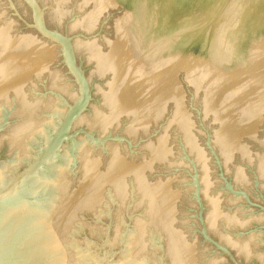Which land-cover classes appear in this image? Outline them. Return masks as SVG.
Here are the masks:
<instances>
[{
  "label": "water",
  "instance_id": "water-1",
  "mask_svg": "<svg viewBox=\"0 0 264 264\" xmlns=\"http://www.w3.org/2000/svg\"><path fill=\"white\" fill-rule=\"evenodd\" d=\"M0 86V264H264V129L226 142L141 136L101 106L72 39Z\"/></svg>",
  "mask_w": 264,
  "mask_h": 264
},
{
  "label": "rangeland",
  "instance_id": "rangeland-1",
  "mask_svg": "<svg viewBox=\"0 0 264 264\" xmlns=\"http://www.w3.org/2000/svg\"><path fill=\"white\" fill-rule=\"evenodd\" d=\"M36 1L129 132L226 142L264 129V0ZM32 24L22 0H0V86L63 60Z\"/></svg>",
  "mask_w": 264,
  "mask_h": 264
},
{
  "label": "bare ground",
  "instance_id": "bare-ground-1",
  "mask_svg": "<svg viewBox=\"0 0 264 264\" xmlns=\"http://www.w3.org/2000/svg\"><path fill=\"white\" fill-rule=\"evenodd\" d=\"M6 40V39H5ZM41 46V45H40ZM40 48V47H39ZM39 53V52H38Z\"/></svg>",
  "mask_w": 264,
  "mask_h": 264
}]
</instances>
